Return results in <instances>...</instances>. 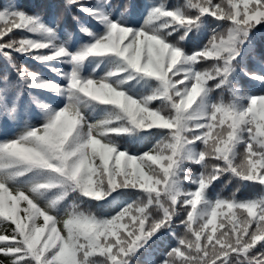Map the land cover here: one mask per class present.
Returning a JSON list of instances; mask_svg holds the SVG:
<instances>
[{"label": "clouds", "instance_id": "obj_1", "mask_svg": "<svg viewBox=\"0 0 264 264\" xmlns=\"http://www.w3.org/2000/svg\"><path fill=\"white\" fill-rule=\"evenodd\" d=\"M206 2L198 0L200 5ZM221 2L224 3V10L218 19L225 23L212 29L203 48L191 54L185 49L189 31L192 30L188 28L191 23L188 18L195 14V5L191 0H184L183 3L177 0L171 8L174 10H168L169 0H153L138 28L132 20L133 0H123L122 3L121 0H64L66 8L75 5L89 13L105 30L104 33H97L73 13L72 19L80 32L90 38L76 51L70 50L75 33L69 29L66 30L67 39L61 36L63 17L54 27L44 20V13L34 14L39 22L25 23L21 20L33 36L16 34L11 41L13 48L22 54L47 49L49 55H40L35 59H62L70 66V70L63 72L67 83L61 85L45 80L17 62V67L24 73V83L35 88L48 85L47 90L64 97L66 103L58 110L47 99L30 94L31 103L45 123L32 128V132L20 140L0 143V168L15 170V174L21 176L36 170L22 188L36 200L43 199L45 207L52 202H47L45 193L33 191L34 188L60 187L63 198L76 193L62 214L56 207L50 208L60 220L79 217L99 223L103 220L97 218L96 211L81 197L99 201L117 189L111 181L105 184L104 175L109 169L104 154L106 151L116 154L121 142L118 138L133 128L170 130L150 149L157 154L152 159H159L160 167L153 168L148 164L157 181L155 189L144 192L152 194L155 191L156 197L163 194L162 202L156 199L158 207L151 209L150 215L155 217H158L161 208H172L173 213L177 214L174 204L184 192L181 186L183 178L179 172L187 171L182 167L186 162L202 165L205 176L214 175L221 157L230 161V167L235 165L233 171L236 177L251 179L254 175L252 163L264 170V96H252L251 104L245 107L244 101L249 94L230 80L237 68L241 67L233 61L240 56L251 30L264 23V4L260 0ZM203 23L201 20L195 27L200 29ZM181 29L187 30L181 32ZM130 36L133 37L131 41L127 44L121 42L117 48L113 37L126 39ZM202 59L205 63L201 62ZM207 61L212 63L208 64ZM146 65L155 72H144ZM197 65L200 67L197 68ZM225 69L227 75L224 80L209 88V81L223 75ZM241 70L249 74L247 69ZM53 71L60 72L55 68ZM137 76L153 78L157 83H141ZM193 79L195 82L188 87L186 82ZM225 84L227 87L221 92L220 101L226 99L227 104L213 103L209 94ZM225 93L228 95L225 96ZM157 100L161 103L154 106L153 102ZM219 105L228 106V115L220 121L215 137L205 140L202 149H196L190 139L193 130L203 127L200 120L209 113L215 114ZM17 113V108L6 107L0 115L16 120ZM226 123L227 127H223ZM253 124L257 128L255 151L253 143H249L248 137L243 135L245 127L249 126L247 131L251 132L250 126ZM120 154L126 155V152ZM77 169L81 170L79 176L76 175ZM111 171L115 175L118 169L113 167ZM162 175L163 179H160ZM260 181L264 185V177H260ZM231 182L232 177L228 180V183ZM161 184L164 185L162 190ZM239 191L240 187L237 186L231 197L237 196ZM258 196V199L251 201L264 204V189ZM150 198L151 195L147 199L138 198L122 211L127 209L129 214L138 212L149 205ZM246 221L247 216L241 213L239 222L243 224ZM0 230L8 229L0 226ZM258 239H264V225L259 227L253 243ZM0 264H15V258L4 256ZM99 264H103V261ZM233 264H253V258L236 257Z\"/></svg>", "mask_w": 264, "mask_h": 264}, {"label": "snow or ice", "instance_id": "obj_2", "mask_svg": "<svg viewBox=\"0 0 264 264\" xmlns=\"http://www.w3.org/2000/svg\"><path fill=\"white\" fill-rule=\"evenodd\" d=\"M191 3L195 5L193 9L196 10L195 14L188 18L191 22L188 28L191 29L200 23L205 15H211L214 19L219 20L218 17L224 10V3L221 0H216V2L214 0H207L206 4L203 5L198 4V0H191ZM260 3L264 4V0H260ZM7 5L4 8H0V22H3L0 25V52L9 60H13V52L22 54L21 51L11 46V41L16 35L14 29H23L25 33H28L27 28L24 27L21 20H24L25 23L39 22V20L38 17L24 11L11 10ZM132 39L133 37L131 36L126 39L113 37L117 48L121 46V42L124 43L127 40L128 43ZM45 50L47 49L31 54H24L32 55L34 58L40 55H49V50ZM39 61L48 62L53 60ZM201 62H204L203 59ZM12 66L19 72L21 79L24 81V73L20 71L15 63ZM143 71L149 74L155 72L148 65L143 68ZM226 75L227 70L225 69L223 70V75L216 77V79L219 78L218 85L220 81L224 80ZM249 75L253 79L264 81V77L256 74ZM194 82L193 79L187 81L186 84L188 87H191ZM27 86L33 87L30 84ZM48 87V85H44L41 89L47 90ZM181 87L184 86L182 85ZM256 96H264V94ZM251 97L250 95L248 96L250 103L245 105V107L251 104ZM227 109L228 106L219 105L215 114L209 113L200 120L203 127L194 129L193 136L190 137L194 145L197 143L204 144L205 140H211L215 137L214 130L219 126L220 121L228 115ZM253 111H255V108H253ZM247 127L249 126L245 127V132L248 133L249 143H253V151H255L254 140L257 135V128L253 124L250 126L251 132H248ZM31 132L32 129H27L12 140H20ZM124 152H126V155L120 154ZM146 153L132 155L128 151H121L119 149H117L116 154L106 151L104 158L109 171L104 175L105 184L111 181L114 188L131 187L144 191L155 189L157 178L152 175L148 164H151L155 168V164L160 165V160L152 159L157 155L154 150H149ZM229 163L230 161H225L221 157L213 176L202 174L198 180H193V183L198 184V189L196 191L183 192L179 199L176 200L174 204L175 209L177 205L183 206L185 210H187V206H191V211L187 213V220L183 221V224L186 225L188 232L193 233L194 239L188 238L187 234L184 238H178L177 246L171 248L166 253L167 257H185L187 253V258L182 260L181 264H228L227 258L236 254L237 257H252L253 264H264V239H258L253 243V239L258 236L259 227L264 225V210H262L264 209V204H261L259 201H240L236 196L228 199H217L213 204H210L205 199L206 190L214 181L227 172L236 175V172L233 171L235 165L232 164L230 167ZM113 167L118 169L115 175L111 171ZM251 169L254 173L253 177L251 179H241L258 181L261 184L260 177H264V170L257 168L255 163L251 164ZM80 174L81 170L77 169L76 175L79 176ZM160 179H163V175ZM163 187L164 185L161 184V190ZM51 188H34L33 191ZM58 199H63V196ZM150 200L149 205L138 212L129 214V211L126 209L119 212L114 218L103 220L102 223L95 220H82L79 217L62 221L50 210L51 207H55L57 200H53L49 207H45L44 205L38 206V200L31 193L18 188L11 189L4 179H0V217L12 220L15 224V227L11 228L10 232L0 234V237H2L0 239V254L13 256L15 264H26V262H30V264H99L100 261H103V264H129L126 257L134 254L159 229L171 227L173 217L176 215L173 213L172 208H163L162 218L158 221L150 220L149 206L152 203H157L153 197ZM21 201L26 202L24 212L27 221L31 222V226L17 215ZM201 203L206 208L202 214H197V205ZM223 207H227L230 212L233 209H236V211L232 212V220L229 221L230 227L228 230L221 232L217 236L215 223L220 209ZM241 213L247 216V221L243 224L239 222ZM194 215H196V219H194ZM40 217H43V226L38 223ZM57 220L62 224V229L66 230L63 237L57 231L55 223ZM197 220H202L203 222L199 223L197 229L193 230L192 225ZM49 221H53L51 228H49ZM209 226H212L211 232L205 234ZM46 229L50 233L47 237L44 236ZM172 235L176 236V232L173 231ZM42 239L43 243H41ZM202 240L203 244L201 243ZM97 257H103L104 259L98 260ZM161 264H176V262L174 259L165 258Z\"/></svg>", "mask_w": 264, "mask_h": 264}, {"label": "trees", "instance_id": "obj_3", "mask_svg": "<svg viewBox=\"0 0 264 264\" xmlns=\"http://www.w3.org/2000/svg\"><path fill=\"white\" fill-rule=\"evenodd\" d=\"M123 2V0H121ZM153 0H133V11L132 20L135 27H139L143 23L144 17L147 14L148 9L152 6ZM177 0H169V8L171 9L175 5ZM181 3L184 0H180ZM216 2V0H214ZM14 3V5L7 7L11 10H23L24 12L34 15L36 13H44V20L47 24L55 26L56 22L63 17L61 24V36L65 39L68 37V31L71 30L75 33L72 37L71 51H76L82 44L89 41V37L85 36L80 32L77 23L72 19L73 13L80 17V19L85 22L88 26L92 27L97 33H104V27L100 25L97 21L93 20L89 14L82 11L73 5L70 9L66 8L64 5V0H0V8H4L6 4ZM196 10L193 9V12ZM203 26L200 29L196 27L188 34V39L185 42V49L188 54L194 51L201 50L206 43L211 30L216 28L217 25H222L225 21L216 20L211 15H205L202 18ZM3 22H0L2 25ZM186 29L180 30L181 32ZM16 34H23L25 30L14 29ZM11 35V34H10ZM29 37L33 34L27 33ZM47 51V50H45ZM14 57L13 60H9L7 57L0 52V113H3L4 109L7 108H17V119L10 120L6 115H0V143L5 141H10L17 138L20 134L24 133L26 129L41 127L45 120L41 117L40 112L37 110L35 105L31 103L30 94L39 96L41 98L47 99L52 103L58 110L63 108L66 99L57 95H53L52 92L35 87H28L27 84L21 79L19 72L13 68V63L19 62L31 71L38 73L45 80L55 82L57 84L66 85L67 81L63 77V72L70 70V66L63 63L62 59H57L48 62H41L34 58L32 55L12 53ZM205 63V62H202ZM210 64L212 61H207ZM233 63H238L241 67L237 68L236 72L232 74L230 80L233 83H238L244 91H246L250 96H256L258 94H264V81L253 79L249 74H256L258 76L264 77V23L258 25L256 28L251 30L248 40L244 43L243 49L240 56L236 58ZM200 65H197L199 68ZM53 68L59 69L60 72L55 73ZM247 69L248 75L245 74L241 69ZM136 75V74H134ZM137 79L141 83L145 81L151 82L155 85L157 82L150 77H140ZM219 83V78L213 81H209L208 87L212 88ZM227 85H221L219 88H215V91L211 92L210 99L213 103H224L227 104V100L220 101V94L225 90ZM143 91H150L149 89H142ZM131 94V93H130ZM228 93H225L227 96ZM139 98V96L137 97ZM154 103L159 105L161 101L157 100ZM250 101L246 99L244 104H249ZM227 127V123L223 125ZM217 127L214 130L218 131ZM170 130L165 129H132L130 132L123 134L118 139L121 141L118 145L119 150L128 151L129 154L139 155L148 152L162 136L167 134ZM244 136H248V133H244ZM203 144L197 143L195 145L196 149H202ZM154 167L159 168V164H155ZM187 171L179 172V176L183 178L182 180V190L196 191L198 189V184L193 183V180H198L203 174L202 165L196 164L194 162H186L182 165ZM33 172H25L24 175H16L15 170L12 169H0V179H4L7 185L11 189L20 188L23 191L22 185L29 181V178L33 177ZM48 171V170H44ZM147 171V169H145ZM50 175L55 176L57 174L50 173ZM232 177V182L228 183L229 178ZM237 186L240 187V191L237 193V199L240 201H247L258 199V194L264 189V185L260 184L258 181H247L242 180L240 177H236L233 173L227 172L221 176L218 180L214 181L209 188L206 190L205 199L213 204L217 199H228L231 194L236 191ZM162 187V186H161ZM48 197L47 202L51 203L53 200H57L55 207L62 214L69 206V202L75 197L76 193H71L63 199H58L63 196V191L60 187L51 188L48 190H41ZM151 197L155 199L163 200V194L161 197H156L155 193L148 194L142 189L137 188H117L112 191L110 195L106 198L97 200H88L86 197H81L82 200L88 201L90 206L96 211L97 218L100 220L114 218L119 212H121L129 204H133L138 198L147 199ZM36 202V201H34ZM22 207L19 209V217L25 222L27 221L26 214L24 212L26 202L21 201ZM45 201L38 200V206H43ZM153 207H158L156 203H152L149 206V212ZM206 206L203 203L197 205V214H202ZM177 214L173 217L171 222V227H162L159 229L151 238L147 239V242L143 244L134 254L130 257H126L129 264H161L165 259H174L176 264H181V261L187 258V253L185 257L175 256L167 257V252L171 248L177 246L178 238H184L187 234L188 238L194 239V235L188 232L186 225L183 221L187 220V213L191 211V206H187V210L181 205H177ZM233 209L232 212H235ZM232 212H230L227 207L220 209L217 216L215 227L216 235L219 236L221 232L227 231L230 227L229 221L232 220ZM55 214V213H54ZM258 214V212H257ZM163 216V209L161 208L158 217L150 215V220L158 221ZM196 219V215H194ZM202 220H197L193 223V230L197 229L198 224L202 223ZM38 223L43 226V217L39 218ZM57 231L60 235L65 236L66 230L62 229V224L57 220L56 222ZM49 228H51L53 221H49ZM0 226L7 228V231L0 230V234H6L11 231V228L15 227L12 220H8L5 217H0ZM147 227V222H146ZM212 226H209L207 232H211ZM176 232V236L172 235V232ZM126 232V230H125ZM48 229L45 230L44 236L49 235ZM43 239L41 243H43ZM203 244V240L201 241ZM183 250V249H182ZM236 254L228 257V264H233ZM4 255L0 254V259H3ZM98 260L104 259L103 257H97ZM243 259V256H241Z\"/></svg>", "mask_w": 264, "mask_h": 264}, {"label": "rangeland", "instance_id": "obj_4", "mask_svg": "<svg viewBox=\"0 0 264 264\" xmlns=\"http://www.w3.org/2000/svg\"><path fill=\"white\" fill-rule=\"evenodd\" d=\"M182 30V29H181ZM180 33H175L174 35H179ZM124 43H127V40L124 41ZM22 207V204L19 203V209ZM26 207V206H25ZM17 215L19 216V211L17 213Z\"/></svg>", "mask_w": 264, "mask_h": 264}]
</instances>
